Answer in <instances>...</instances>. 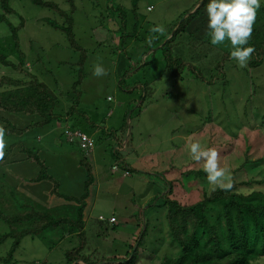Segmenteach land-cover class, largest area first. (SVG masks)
Instances as JSON below:
<instances>
[{"label":"rangeland","instance_id":"1","mask_svg":"<svg viewBox=\"0 0 264 264\" xmlns=\"http://www.w3.org/2000/svg\"><path fill=\"white\" fill-rule=\"evenodd\" d=\"M46 1H53L70 12L68 0ZM73 1L76 6L73 14L76 38L87 56L83 64L80 63L83 57L81 50L72 48L64 32L46 21L52 19L62 24L65 18L57 11L36 5L31 0L11 1L17 12L25 17V23L18 31L19 46L12 36L10 25L0 23V54L18 62L22 53L27 67L46 82L66 106L70 105V99L66 98L68 92L80 78V73L84 72L79 87L82 93L79 108L100 129L94 131L85 120L80 127L95 137V148L90 152L82 151L80 140H71L68 136L66 121L54 120L44 127H33L23 135L5 131V153L12 144L16 146L7 161L0 164V175L39 204L55 207L66 201L51 194V181H30L39 174L40 168L36 162L25 158L21 148L27 146L39 151L49 173L60 181V191L72 196H80L84 192L87 171L80 164V159L85 157L91 163L95 177L85 211L88 237L85 252L92 254L95 261L110 256L123 257L136 243L143 227L142 220H148L150 228L146 250L141 253L139 264H161L165 256L172 261L180 247L171 240L166 209L153 206L145 214L141 213L161 186L148 174L139 171L127 174L120 169L112 152L117 142L105 138L101 129L120 127L125 112L133 107V99L139 98L146 84L147 98L143 112L140 116L134 115L133 120L128 122L127 134L132 132L133 146L122 150V154L129 155L128 161L134 167L162 173L170 179L179 177L186 168L203 169L202 162L194 161L186 147L191 138L199 141L202 148L217 150L220 165L228 170L232 183L262 180L264 62L253 70L257 92L249 100L250 76L246 74V67H238L236 61H229L225 65L227 86L221 81L208 86L189 70L183 74L166 71L160 49L149 48L148 39H154L157 34L151 29L156 26L165 28L201 0H114L128 9V32L133 31L134 23L138 27L136 35L128 39L125 48L121 44L122 34L117 29L120 19L110 9L112 0ZM260 3H264V0H260ZM135 4L136 18L133 11ZM9 21L14 26L21 22L16 15L9 17ZM178 39L181 43L175 47L176 54L210 78L223 51L211 42L202 43L199 39H192L187 33ZM123 51H126V55ZM146 61L149 64H144ZM134 62L139 67L137 72L125 76L126 89L138 81L143 85L133 91H125L118 82L126 69L136 71L132 64ZM98 64L107 70L108 75H93L94 66ZM2 75L19 77L20 73L0 61V77ZM135 111L136 107L133 109ZM40 119L38 115L8 112L0 108V127L24 128ZM246 154L249 161L241 168ZM253 188L248 186L250 190ZM260 188L264 189V185H260ZM211 190L213 187L206 176H190L175 182L174 197L183 202H196L202 199L205 191ZM100 216L104 219H100ZM112 216L116 222H111ZM7 230V224L0 220V232ZM12 242L9 238L0 245V256L6 255ZM76 243V237H70L50 249L40 237L26 236L15 253V259L20 264H68L65 253Z\"/></svg>","mask_w":264,"mask_h":264},{"label":"trees","instance_id":"2","mask_svg":"<svg viewBox=\"0 0 264 264\" xmlns=\"http://www.w3.org/2000/svg\"><path fill=\"white\" fill-rule=\"evenodd\" d=\"M11 1L0 0V23L5 22L10 25L12 36L19 46L18 31L24 25L25 17L17 12ZM31 1L36 5L55 10L65 18V23L62 24L52 19H46V21L53 28L64 32L72 48L81 50L83 57L80 63L83 64L87 56L85 49L77 41L74 30L73 14L76 12L74 1L68 0L71 5L70 12L63 10L53 1ZM207 3L208 0L199 1L177 19L168 23L163 34H156L149 48L150 50L160 49L166 71L183 74L185 70H189L195 78L200 79L208 86L220 81L223 82L224 86H227L225 65L232 61L230 59L232 48L229 41L214 45L220 48L223 54L216 63L215 72L210 78L206 77L197 66L178 56L175 51V47L181 43L178 39L179 36L185 33L192 39H199L202 43H210L211 38L207 28ZM260 5L251 40L249 45H246L255 49L246 67V74L248 77L250 76L249 100L257 92V85L252 77L253 70L260 67L264 62V3H260ZM110 9L112 14L120 19L117 29L122 34L120 37L121 44L125 48L128 39L134 38L136 35L137 24L134 23L135 28L132 32H128V9L116 2H113ZM133 11L136 18L137 4L134 5ZM13 15L20 18L19 25L14 26L10 23L9 17ZM123 52L126 55V51ZM19 57V61L14 62L0 54L2 64L20 73L19 77L7 75L0 77V108L8 112L38 115L41 119L24 128L3 126L6 132L23 135L33 127H44L54 120L66 121V124L71 122L67 126L69 130L87 134L89 133L80 127L83 120L88 122L92 129L99 127L85 111L79 108L82 95L79 87L82 84L84 72L80 73V78L73 83L68 92L66 98L70 99V105L66 106L59 95L27 67L25 56L21 53ZM128 59L131 62V58L128 57ZM132 64L136 71L126 69L118 82L125 91H133L143 85L141 81H138L126 89V84L123 81L125 76L137 72L139 67L135 62ZM144 64L149 63L146 61ZM146 88L147 85L145 84L139 98L133 99L135 103L132 108L125 112L124 121L120 127H105L101 129V132L105 138L116 140L117 144L113 147L112 152L120 169L125 170L127 174L134 171L148 174L149 178L156 179L161 186V190L147 201L145 208L141 211L142 214H145L153 206L165 208L167 211L166 218L171 240L176 242L180 249L175 259L170 261L169 257L165 256L161 264H264V189L260 188V185H264V179L233 181L232 188L229 190L216 188L205 191L202 199L196 202H183L174 197L175 182L190 176L195 178L207 177L202 168H186L181 171L179 177L170 179L162 173L139 170L128 161L129 155L122 154V150L127 149L133 143L132 132L127 134V129L130 126L128 122L133 120L134 115L140 116L142 114L143 104L147 98ZM15 146V144L10 146L3 160H0V164L7 161ZM81 150L83 151L82 148ZM21 152L27 160L36 162L40 168L39 174L30 181H51L53 183L51 194L63 198L66 202L55 207L39 204L0 175V220L8 226L6 232H0V245L9 238L13 240L6 255L0 256V263L20 264L15 259V253L21 247L26 236L40 237L50 249H54L66 238L76 237V245L65 253L68 264H139L141 262L140 256L146 250L145 245L150 228L148 220H142L143 227L138 233L136 243L131 245L123 257L110 256L95 261L92 254L85 252L88 246L85 211L88 205L90 187L95 181L93 167L87 158L80 159V164L87 171L84 192L80 196H72L60 191V181L49 173L48 166L40 157L39 151L23 146ZM248 161V154H246L241 168H244ZM152 176L155 177L152 178ZM157 176L163 177L158 179ZM248 186L254 188L250 190Z\"/></svg>","mask_w":264,"mask_h":264},{"label":"clouds","instance_id":"3","mask_svg":"<svg viewBox=\"0 0 264 264\" xmlns=\"http://www.w3.org/2000/svg\"><path fill=\"white\" fill-rule=\"evenodd\" d=\"M260 6V0H208L206 4L207 28L211 44L220 45L229 41L232 48L230 59L236 61L240 68L247 67L255 51L254 47L246 45H249L251 40ZM151 31L163 34L164 28L156 26ZM152 42L153 38L147 41L149 46ZM93 75L101 77L108 75V72L98 64L94 66ZM4 137L5 129L0 127V160H3L7 147ZM186 147L194 161L202 162L203 170L213 190L232 188V178L228 170L221 167L219 153L215 148H202L199 141H193L191 138L188 139Z\"/></svg>","mask_w":264,"mask_h":264},{"label":"built area","instance_id":"4","mask_svg":"<svg viewBox=\"0 0 264 264\" xmlns=\"http://www.w3.org/2000/svg\"><path fill=\"white\" fill-rule=\"evenodd\" d=\"M66 132L71 140L75 137H77L80 140V146L83 149V151L90 152L94 149L96 141L92 135H89L81 131H71L68 128L66 129ZM100 219H104V217L100 216ZM111 222H116L114 216L111 217Z\"/></svg>","mask_w":264,"mask_h":264},{"label":"crops","instance_id":"5","mask_svg":"<svg viewBox=\"0 0 264 264\" xmlns=\"http://www.w3.org/2000/svg\"><path fill=\"white\" fill-rule=\"evenodd\" d=\"M70 124H71V122H67L66 125L68 126V125H70ZM93 129H95L94 131H97V130H99L100 128H99V127H97V128L93 127Z\"/></svg>","mask_w":264,"mask_h":264}]
</instances>
